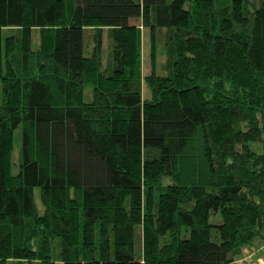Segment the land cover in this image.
<instances>
[{"label":"trees","instance_id":"trees-1","mask_svg":"<svg viewBox=\"0 0 264 264\" xmlns=\"http://www.w3.org/2000/svg\"><path fill=\"white\" fill-rule=\"evenodd\" d=\"M263 237L264 0H0V264H233Z\"/></svg>","mask_w":264,"mask_h":264},{"label":"rangeland","instance_id":"rangeland-1","mask_svg":"<svg viewBox=\"0 0 264 264\" xmlns=\"http://www.w3.org/2000/svg\"><path fill=\"white\" fill-rule=\"evenodd\" d=\"M143 41H142V46H143V50H142V58H143V71L144 74L150 72L152 70L153 67V59L151 56V49H150V41H149V36L147 34L146 29H143ZM159 58V57H158ZM163 61V58H159L158 59V65L157 68L160 69V65L161 62ZM92 92H93V87L91 84H87L85 86V90H84V95H85V100L89 101L92 98ZM147 94L149 93V91H147ZM16 149H15V156L18 155V150L20 148V137L18 136V133L16 132ZM14 172H16V169H14ZM34 198L36 203L38 204V206L40 207V209L42 210L43 207L41 205L40 202V190L39 187H36L34 189ZM42 212V211H41ZM211 222L216 223L219 222L221 220L220 215L218 214H214L211 216ZM252 248H247L243 254V258L245 257L246 259H241L239 261L234 262L233 264H264V237L260 238L257 240V244L254 246H251ZM262 249V250H261ZM254 255V256H253ZM57 264H61V263H57Z\"/></svg>","mask_w":264,"mask_h":264},{"label":"crops","instance_id":"crops-1","mask_svg":"<svg viewBox=\"0 0 264 264\" xmlns=\"http://www.w3.org/2000/svg\"><path fill=\"white\" fill-rule=\"evenodd\" d=\"M246 249H247V248H246ZM246 249H245V250H246ZM261 250H262V249H261ZM253 256H254V255H253ZM241 259H246V258H245V257H244V258L242 257V258L238 259L237 261H239V260H241ZM256 264H259V263H256Z\"/></svg>","mask_w":264,"mask_h":264}]
</instances>
